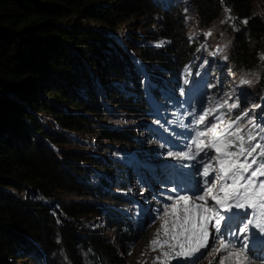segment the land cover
<instances>
[{
    "label": "trees",
    "instance_id": "1",
    "mask_svg": "<svg viewBox=\"0 0 264 264\" xmlns=\"http://www.w3.org/2000/svg\"><path fill=\"white\" fill-rule=\"evenodd\" d=\"M189 1L201 30L227 14V63L236 75L253 74L257 85L244 91L259 95L264 16L256 0ZM160 3L0 0V264L126 262L125 243L139 236L140 225L125 204L139 175L122 155L97 151H114L112 144L137 151L134 139L143 131L156 140L147 123L157 119L161 100L154 86H168L164 79L181 75L199 46L185 32L181 5ZM124 24L132 51L117 34ZM140 25L144 32H137ZM230 112L227 122L241 110ZM123 118L135 121L112 125ZM81 132L107 142L86 148L76 137ZM221 132L224 142L232 141L229 131ZM261 141L242 143L251 150ZM259 146L252 154L257 161L264 159V143ZM27 190L30 195H23Z\"/></svg>",
    "mask_w": 264,
    "mask_h": 264
},
{
    "label": "rangeland",
    "instance_id": "2",
    "mask_svg": "<svg viewBox=\"0 0 264 264\" xmlns=\"http://www.w3.org/2000/svg\"><path fill=\"white\" fill-rule=\"evenodd\" d=\"M165 2L167 0H161L160 4L165 7ZM168 2L181 5L185 32L189 38L198 41L199 45L198 53L192 64L185 68L181 75L177 78L164 79L169 84L168 86H162V89L160 84L154 86L162 96V100L158 102L159 110L155 113L160 114L161 122L166 123L169 129L163 131L161 122L158 124L150 119L147 123L152 125L156 140L148 137V132L143 131L137 133L134 139L139 147L137 151L127 149L124 144H112L111 147L114 151L110 148L106 152L105 149L97 151L103 157L108 154L122 155L130 162L131 169L139 175L137 181L131 182V189L127 194L129 201L125 204L126 210L129 211L132 218L139 222V236L125 243L123 251L126 254V262L124 264H241V262L243 264H264V249L253 252V246L256 243H259L261 239L264 242V237L261 234L259 235L260 231L264 230L254 228L256 222L264 221V218L260 216V210L250 208L241 210L233 207L231 211L226 212L215 205V201L211 199V196H206L205 201L198 200L197 197L204 195L207 188L212 186L213 183H215V187L212 188V195L218 194L221 182L218 180L213 181L215 173H210L207 178L202 175L204 166L209 163L212 164L213 168L219 167L215 150L205 149L204 152L196 155L192 145V142L197 139L198 133L206 131L212 124L217 126L216 134H219L221 130H227L232 136L233 143L226 149L227 151H239V145L242 142L235 141L237 135L243 136V134H246V136L255 137L256 140H262L259 145L263 144L264 88L257 96L247 95V92L244 91L245 85L251 88L257 85L258 79L256 80L254 75L248 72H238L236 75L228 65L226 50L232 37L225 30L228 24L226 13L222 12L216 22H213L209 28L201 30L197 25L196 14L189 0H168ZM256 8L264 16V0H256ZM92 24L98 25L95 22H92ZM157 25V23H153L151 27L156 28ZM144 29L145 26L140 25L137 32H144ZM127 31L128 27L124 24L118 29L117 34L121 38L123 47L132 51L127 44L129 39ZM155 43L158 44V41ZM137 63H139V71L144 70L142 62L138 60ZM181 89L184 90L181 91L183 98L186 99L187 96L189 98L187 104L184 105L185 107L182 106L183 109L181 107L178 109L177 106H179L181 100ZM215 103V106L211 105ZM231 104H237V108H240L241 113L234 120L227 122L231 113L229 107ZM220 105H223V107H219ZM211 109H216V111L205 117V120H208L206 121L207 128L196 125L195 122L199 116ZM42 115L45 118L48 117V115ZM216 117H219V120ZM194 118L196 120L192 121ZM48 119L52 121L51 118ZM134 121L130 118H123L120 121L115 120L112 125L120 126L122 123L125 125ZM227 124L231 127L229 128ZM237 129L240 130L238 133ZM79 134L76 137L83 141L85 147L89 149L98 150L101 144L107 142L102 140L98 133L81 132ZM213 135V133H208L200 139L205 143H211L213 142ZM157 139L161 140L158 144ZM244 140L247 145L252 144H248L249 140ZM172 143L174 145H171ZM245 149L249 150L247 147ZM189 151L196 157L195 159L169 155L170 152L180 154ZM221 158L224 157L221 156ZM253 158L247 156L246 152L245 156L239 157V160L247 159L251 162ZM259 162L264 163V159L257 161V163ZM255 166L253 165V168ZM162 176H167L168 180H162ZM91 179L95 183L98 180V173H95ZM205 179L208 181L207 184L204 183ZM259 179L264 180V177H259ZM24 194L30 195V192L27 190L23 192ZM180 195L190 197L187 211H185V205L181 202L174 214L172 205ZM62 197L76 198L65 193L62 194ZM195 204L211 207L215 211H219L225 219L221 222L219 233L216 232L214 221L213 224H209L210 235L206 247H201L194 255L178 257L176 252L182 251L179 244L183 243L185 250L197 247L199 233L193 237L191 242L186 240L183 235H178L176 240L171 239L172 235L182 232L181 228L174 226L177 217H179V222L183 223L185 218H188L191 222L197 220V217L211 215L202 208H195ZM248 219H252L254 223L249 226L247 233L239 235L242 224ZM102 220L99 217V227L104 226ZM165 221L168 222L166 225L168 228L167 235L163 230ZM197 222L199 223V221ZM107 231L112 234L113 238L118 240L116 231H113V229H107ZM233 233H236V235H233ZM157 234H159L161 243L165 240L168 241V243L163 244V247L153 246L151 243L157 239ZM221 240L233 245V247L221 251ZM165 253H168V255L165 256ZM230 253H239V255H231ZM24 263L33 264L26 259Z\"/></svg>",
    "mask_w": 264,
    "mask_h": 264
},
{
    "label": "snow or ice",
    "instance_id": "3",
    "mask_svg": "<svg viewBox=\"0 0 264 264\" xmlns=\"http://www.w3.org/2000/svg\"><path fill=\"white\" fill-rule=\"evenodd\" d=\"M244 23H247V21H244ZM237 106V104L229 105L230 108H235ZM219 107H223V105H220ZM215 111L216 109L205 111L202 115L199 116V118L196 120V123L204 124L205 117L210 113H214ZM216 119L219 120V117H216ZM216 127L217 126L215 124H212L206 131L199 132L197 135V139L192 142V145L196 155L204 152L205 149L215 150V153L217 154L216 161L219 167L213 168L212 164L209 163L204 166L202 175L203 177L207 178L209 177L210 173H215V175L213 176V181L218 180L221 182L220 190L218 194L212 195V188L215 187V183H213L212 186L207 188V192L204 195L198 196L197 199L205 201L206 196H211V199L215 201V205H218L219 208L224 209L226 212L231 211L233 207L237 209H259L260 216L264 218V180L259 179V177H264V163H257L256 159L254 158L251 160V162H249L247 159L243 161L239 160V157L245 156L246 152L247 156L251 157L252 154L256 152L257 148H259L260 146L256 145L249 151L245 149L244 144L241 143L239 145L238 152L227 151L226 149H228L233 142L228 141V143H224V140L222 138L225 134L224 132L216 134ZM228 127L230 128L231 125H228ZM239 131L240 130L237 129V133ZM208 133L214 134L212 138L213 142L211 143H205L202 139H200L201 137L208 135ZM236 139L242 142L244 140V137L237 135ZM248 139L253 140L255 139V137L249 136ZM169 155H177L178 157H187L189 159L196 158L192 155L191 151L180 154H173L170 152ZM261 155L264 156V153H262ZM221 156H223L224 158L222 159ZM253 165H256V167L253 168ZM245 174L248 175L245 176ZM241 181L245 182L241 183ZM204 183H208L207 179H205ZM173 191H175V189H173ZM241 200L243 202H239ZM189 201V196L180 195L172 205L173 213L175 214L177 206L181 202H183V204L185 205V211H187V205ZM233 201H235V203H232ZM194 207L197 209L202 208L205 212L211 213V215L197 217V220H193L191 222L188 218H185L183 223H180L179 217H177V222L174 226L181 228L182 232L172 235L171 239L176 240L178 238V235H183L185 236L186 240L191 242L193 237H195L197 233H199V239L197 240L198 246L185 250V245L183 243L179 244V247L180 249H182V251L176 252V256L178 257H188L194 255L200 250L201 247H206L210 235L209 224H213L214 221L216 232L219 233L221 222L225 219V217L222 216L219 211H215L211 207H205V205L202 204H195ZM197 221H199V223ZM167 223L168 222L165 221V226L163 228L166 235L168 233V228L166 227ZM253 223L254 221L252 219H248L245 223H243L239 230V235H244L245 233H247L249 231V226ZM255 227L264 230V221L256 222ZM233 235H236V233H233ZM216 238L218 239V236ZM246 238L247 237L245 236V239ZM151 243L153 246L158 245L160 247H163V244L168 243V241L165 240L163 243H161L159 240V234H157V239L153 240ZM220 243L221 251L233 247V245L225 243L222 240L220 241ZM230 254L239 255V253ZM164 255L167 256L168 253H165ZM241 264H243V262H241Z\"/></svg>",
    "mask_w": 264,
    "mask_h": 264
},
{
    "label": "bare ground",
    "instance_id": "4",
    "mask_svg": "<svg viewBox=\"0 0 264 264\" xmlns=\"http://www.w3.org/2000/svg\"><path fill=\"white\" fill-rule=\"evenodd\" d=\"M149 165H153V164H150V163H148ZM259 248H260V246H258Z\"/></svg>",
    "mask_w": 264,
    "mask_h": 264
}]
</instances>
